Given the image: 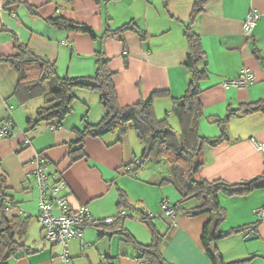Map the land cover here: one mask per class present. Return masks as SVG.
Returning a JSON list of instances; mask_svg holds the SVG:
<instances>
[{
  "label": "crops",
  "instance_id": "1",
  "mask_svg": "<svg viewBox=\"0 0 264 264\" xmlns=\"http://www.w3.org/2000/svg\"><path fill=\"white\" fill-rule=\"evenodd\" d=\"M19 1L28 2L35 13L14 0H0V55L14 53V35L38 56L53 62L59 75L86 76L94 74L95 52L101 50L115 72L113 83L119 104L146 99L151 92L159 91L162 94L154 97L155 114L165 115L172 108V98L183 95L188 86L190 71L183 62L188 51L185 30L189 26L198 34L203 51L196 66L207 75L200 82L202 114L198 129L209 138L222 133L226 137L216 146H204L197 177L234 184L264 173V151L251 141L254 138L264 143V0H208L191 22L194 0ZM249 12L258 18L245 35L242 24ZM53 16L84 24L97 37L58 29L46 21ZM130 21L145 30L146 36L140 38L130 30L111 32ZM63 39L70 44H63ZM243 69L251 76L247 86H223V81L236 78ZM17 82L16 72L0 63V122L9 117L14 126L12 135L0 139V186L13 204L5 215H18L28 222L21 237L27 251L8 259L7 264H141L138 251L123 237L91 224L81 225L80 237L67 241L65 257L61 244L43 239L37 217L39 190L33 176L26 177L36 168V154L45 158L48 182H63L58 194L64 197L68 209L86 207L94 218H112L120 209L119 187L131 204L124 209L128 217L123 226L139 243L151 241L148 227L139 219L144 209L154 217L160 231L159 248L168 262L212 264L200 240L209 214H185L200 201L192 198L174 209L170 207L174 211L171 216L162 211V201L172 206L180 199L171 184H157L169 173L166 163L147 161L135 174L126 172L128 167L135 168L143 150L132 130L121 138L111 132L72 143L76 138L74 128H82L85 121L96 123L104 113L102 106L93 115L88 114L90 107L84 113L83 107L89 102L88 90L84 89L75 90L82 101L80 118L67 117L56 130L44 123L26 130V120L43 104V97L25 99L16 94ZM256 105L259 108L245 112L247 106ZM238 108L225 122L219 121ZM25 139H29L28 144ZM79 149L83 155L72 161V153ZM218 197L226 213L218 230H235L215 242L224 261L264 264V188L244 195L220 193ZM257 210L261 212L259 217L255 215ZM60 211L54 208L55 214ZM2 219L0 214V222ZM244 226H256L255 232L245 238L247 228L240 230Z\"/></svg>",
  "mask_w": 264,
  "mask_h": 264
},
{
  "label": "trees",
  "instance_id": "2",
  "mask_svg": "<svg viewBox=\"0 0 264 264\" xmlns=\"http://www.w3.org/2000/svg\"><path fill=\"white\" fill-rule=\"evenodd\" d=\"M14 1L24 4L30 13H35L28 2ZM207 1H193L190 22L203 9ZM46 21L61 30L87 32L92 38L97 37L90 27L62 16L49 17ZM127 30L135 32L140 38L146 36L145 30L132 21L124 23L111 32L116 34ZM185 35L188 51L183 65L190 71L189 83L183 95L172 98V108L162 118H158L154 112V97L162 94L159 91L151 92L146 99H140L123 106L119 104L113 83L115 72L109 68L108 60L103 58L101 50L95 52L96 68L93 75L61 76L53 62L38 56L32 48L13 35L14 53L0 55V63L8 64L16 72L18 77L16 94L22 95L25 99L43 97V104L36 109L33 117L26 120V130H35L42 123L49 127L55 124L61 126L72 109L76 99V89L99 93L100 104L104 111L102 117L96 123L85 121L82 128H74L76 138L72 143L79 144L86 138L101 137L111 132H116L121 138L129 130H132L142 143L143 150L141 160L135 162V168L130 169L128 167L126 172L135 174L136 170L142 167L146 161H164L167 163L169 173L160 178L157 184H171L180 195L179 201L169 207L174 209L175 206L177 207L182 202L192 198L200 201L199 205L185 210V214L189 216L209 214L210 218L203 224L200 238L204 252L212 264H237L240 261L225 262L215 245L216 240L228 235L231 231H235L223 232L218 230V226L226 218L225 210L221 206L218 196L220 193L228 196L244 195L262 189L264 188V173L248 181L234 184L219 178L208 180L197 177L203 165L200 156L204 146H216L226 140V137L222 133L219 137L209 138L199 132L198 122L202 114V104L199 99L200 82L207 75L205 70H199L196 66L203 54L198 34L187 26ZM257 108H259L258 105L256 107L247 106L244 110L249 112ZM239 109L230 110L226 117L219 119V121L225 122ZM169 114L177 118L178 130L169 125L167 121ZM79 150L73 151L72 161L83 155V152ZM0 189L4 190L1 186ZM117 190L119 211L112 217L111 223H98L93 226L101 229L102 232L118 234L123 237L127 244L138 251L137 259L141 264H171L162 255L159 248L160 231L154 222V217L150 216L147 211L141 209L139 219L151 233L150 243H139L124 228L123 222L128 217L124 209L130 207L131 204L125 191L119 187ZM7 209L4 204H0V214L3 215L0 222V264H7L8 259L16 257L21 251H27L21 242V237L27 229V218L18 215L8 218L5 215ZM68 210L69 212L73 211ZM250 227L244 226L240 230ZM106 264H109V261Z\"/></svg>",
  "mask_w": 264,
  "mask_h": 264
},
{
  "label": "built area",
  "instance_id": "3",
  "mask_svg": "<svg viewBox=\"0 0 264 264\" xmlns=\"http://www.w3.org/2000/svg\"><path fill=\"white\" fill-rule=\"evenodd\" d=\"M258 15L249 12L243 21L242 27L245 35H249L252 27L254 26ZM63 44H70L67 39L62 40ZM251 81V76L246 69L240 71V74L233 79L223 81L224 87H245ZM51 130L60 128V125H52L49 127ZM14 126L11 118L7 117L0 122V139L5 138L13 134ZM251 141L258 150L264 151V143L256 141L251 138ZM25 144L29 143V139L24 140ZM36 168L32 173H27L26 177L33 176L35 180V186L39 190L38 196V213L37 217L42 227L43 239L52 243H59L63 247L62 257L67 254V241L70 238H77L81 235L80 226L83 224L97 225L98 223L109 224L112 218H94L88 212L86 207H80L77 210L70 211L67 209L64 197H60L58 192L64 187L63 182L58 181L54 184H50L48 179L50 175L45 171L46 163L45 158L36 154L35 156ZM0 204H4L6 208L12 207L11 199L0 189ZM58 207L61 211L58 214L54 213V208ZM162 211L166 216H171L174 211L169 207L167 201L162 202ZM124 213V212H123ZM259 210L255 211L256 216H260ZM256 226H252L247 229L244 237L247 238L255 232ZM99 264H106L105 262Z\"/></svg>",
  "mask_w": 264,
  "mask_h": 264
},
{
  "label": "rangeland",
  "instance_id": "4",
  "mask_svg": "<svg viewBox=\"0 0 264 264\" xmlns=\"http://www.w3.org/2000/svg\"><path fill=\"white\" fill-rule=\"evenodd\" d=\"M86 94H89V97H88L89 102L86 105H84L83 111L85 113L86 111H88V107H90V111L88 114L93 115L94 113H96V110L101 108L100 107L101 106L100 105V96H99V93H97L96 91H89L88 90ZM81 102H82L81 99L78 96H76V99L74 100L73 105H72V109H71L70 113H68V115H67L68 118H70V117L75 118V119L80 118V116L82 115V114H80L81 110H82V109H80L81 108L80 104H82ZM158 113L159 114H156V116L158 118H162L164 116L163 112H158ZM167 121H168L169 125H171L174 129L178 130L179 124H178V120L176 117H174L172 114H169L167 116ZM106 134H108V133H106ZM148 162L149 163H146V164H151V161H148ZM166 165H167V163H166ZM161 166H163V165H161ZM165 166H164V169H165Z\"/></svg>",
  "mask_w": 264,
  "mask_h": 264
}]
</instances>
